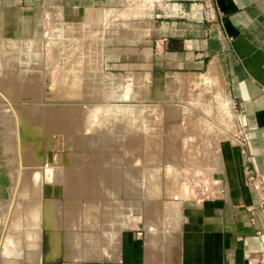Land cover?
<instances>
[{
    "label": "rangeland",
    "instance_id": "374dc122",
    "mask_svg": "<svg viewBox=\"0 0 264 264\" xmlns=\"http://www.w3.org/2000/svg\"><path fill=\"white\" fill-rule=\"evenodd\" d=\"M149 2L98 28L47 14L32 40L0 39V264L108 258L125 228L148 247L160 237L149 264H181L176 245L168 259L162 251L183 204L228 190L222 150L236 146L234 104L196 82L184 98L124 101L102 69L104 38L142 35L134 24ZM74 110L90 117L68 133L61 121L78 127Z\"/></svg>",
    "mask_w": 264,
    "mask_h": 264
},
{
    "label": "crops",
    "instance_id": "0c3cea01",
    "mask_svg": "<svg viewBox=\"0 0 264 264\" xmlns=\"http://www.w3.org/2000/svg\"><path fill=\"white\" fill-rule=\"evenodd\" d=\"M140 1L0 0V39L32 40L47 14L98 28L110 16L132 17ZM143 13L134 24L144 27L142 35L104 38L102 69L121 100L184 98L195 82L223 95L236 106L235 123L246 131L250 164L263 186L260 193L246 181L238 147L226 144L228 190L218 199L183 204L179 233L166 235L163 257L176 245L181 264H264V0H150ZM148 240L149 247L141 232L125 228L108 258L40 257L33 264H149L150 250L162 242L158 235Z\"/></svg>",
    "mask_w": 264,
    "mask_h": 264
},
{
    "label": "built area",
    "instance_id": "2783aa9c",
    "mask_svg": "<svg viewBox=\"0 0 264 264\" xmlns=\"http://www.w3.org/2000/svg\"><path fill=\"white\" fill-rule=\"evenodd\" d=\"M233 141L238 147L239 152L244 160L243 170L246 181L249 182L256 190L260 191V193H263L262 180L260 179L259 174H257L250 164L253 160V155L249 149L246 131L244 128L237 127V132L234 134ZM247 264H254V262L248 260Z\"/></svg>",
    "mask_w": 264,
    "mask_h": 264
},
{
    "label": "bare ground",
    "instance_id": "6f19581e",
    "mask_svg": "<svg viewBox=\"0 0 264 264\" xmlns=\"http://www.w3.org/2000/svg\"><path fill=\"white\" fill-rule=\"evenodd\" d=\"M50 57V56H49ZM52 58V57H51ZM48 67V66H47ZM79 82V81H78ZM62 84V83H61ZM90 93V92H89ZM110 108H112V107H110ZM63 109H65V108H63ZM106 109V108H105ZM109 109V108H108ZM113 111H116V112H121L122 110L121 109H119V111H117L116 110V108H112V109H109L108 110V114H110V113H112ZM59 112V111H58ZM64 112H65V110H64ZM68 112H70V114L73 112V114H72V117H80L79 118V122H78V124H79V126L78 127H76V126H74V125H72L71 123H70V121H61L62 122V124L66 127L65 129H64V131H67L68 133H71L72 132V130L73 129H75V130H79V129H81V127H82V125L84 124V120L86 119V120H88L87 119V117L89 116L90 117V115H88L87 114V111H79V110H74V111H68ZM66 113V112H65ZM59 114V113H58ZM85 114V115H84ZM90 114V113H89ZM88 115V116H87ZM85 116H87V117H85ZM111 116V115H110ZM76 121V120H75ZM54 123L56 122V121H53ZM52 122V123H53ZM72 122V121H71ZM74 123V122H73ZM85 123H86V121H85ZM55 124H58L59 125V123H55ZM77 124V125H78ZM54 125V124H53ZM53 125L51 126L53 129H54V127H53ZM102 126V125H101ZM50 127V128H51ZM49 128V129H50ZM64 128V127H63ZM63 130V129H62ZM82 131V130H81ZM83 131H84V127H83ZM75 133V131H73V134ZM77 133V132H76ZM74 136H75V134H74ZM73 137V136H72ZM73 144V143H72ZM33 143H31V142H28V140H25V142H24V153H25V155L26 156H29L28 158H33V160H34V158L36 159V157H34L35 155H34V153H33ZM26 159V158H25ZM48 159V158H47ZM29 161V160H28ZM26 163V162H25ZM30 164V163H29ZM79 164V163H78ZM72 173V172H71ZM22 175V174H21ZM77 175V174H76ZM72 179V178H71ZM77 179H78V176H77ZM81 179H83V177L81 178ZM76 181V180H75ZM80 181H78L77 180V183L76 182H73V181H71V183L74 185V183L75 184H78ZM71 184V185H72ZM83 184V183H82ZM71 187V186H70ZM75 187V186H74ZM16 192V191H15ZM14 194V193H13ZM14 200V199H13ZM33 201V200H32ZM15 202V201H14ZM32 204V203H31ZM30 204V205H31ZM32 208H34V206L32 207ZM40 210V209H39ZM92 213V212H91ZM94 214V213H93ZM39 215H41V213H40V211H39ZM83 215V214H82ZM85 222V221H84Z\"/></svg>",
    "mask_w": 264,
    "mask_h": 264
}]
</instances>
